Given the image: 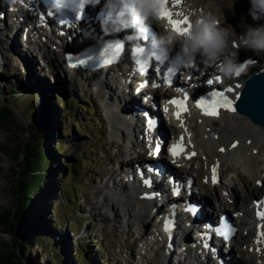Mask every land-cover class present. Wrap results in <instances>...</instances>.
<instances>
[{
	"label": "rangeland",
	"instance_id": "1",
	"mask_svg": "<svg viewBox=\"0 0 264 264\" xmlns=\"http://www.w3.org/2000/svg\"><path fill=\"white\" fill-rule=\"evenodd\" d=\"M200 2L207 7L214 3L221 10L224 16L223 26L229 29L233 41L238 40L244 24H264V19L252 20L249 13L250 0ZM0 36V43H3L0 46V110L4 106L10 114L7 122L0 124V212L11 209L13 205L12 193L8 187L10 173L15 168L19 155L15 146H21L25 141L27 125H34L40 118L41 103H46L50 123L44 127V145L46 149H57L53 155L57 164L50 177L51 194L42 199V204L48 210V220L53 221L50 225L47 218L41 222L44 229L46 228L41 232L42 240L25 254L42 262L59 252L74 255L78 259L82 248L88 264H125L131 253L138 246L143 247V242L146 241L136 239L134 243L137 236L135 230L126 223H115L119 219L124 221L120 217L118 219L117 213L119 215L120 210L115 211L117 219L113 221V212L103 205L98 210L95 208L100 204L98 200L105 194V184L103 190L101 189L102 182L118 168V158L123 159L119 157L117 150L121 149L122 153L124 150L121 139L111 132L109 119L103 110V101L96 97L92 86L88 90H83L82 87L70 89L69 84L60 79L59 65L53 59L42 62L40 55L27 51L25 47L23 49L21 42H17L18 47L15 41L6 44L8 40L3 31ZM244 51L246 50L241 49L239 53ZM251 55L254 58L258 56ZM56 58L60 63L59 57ZM63 102L66 104L63 105ZM162 128H165L163 123ZM118 144L121 145L120 148ZM207 155L209 154L206 153ZM204 160V156H201L190 163V175L195 183L207 179V169L203 171L200 168ZM130 164L133 163L128 161V165ZM70 170H73L74 176L69 174ZM238 174L232 170L227 176L233 178L230 183H236L243 195L245 190L241 188L242 184L250 180L245 177V173L242 176ZM225 175L222 180L228 181ZM202 190L212 196L211 188L205 187ZM216 195L221 197L220 192L216 191ZM246 199L243 198L240 203L243 204ZM105 212L109 213L106 218L102 217ZM147 221L142 219L143 223ZM153 224L155 225V221ZM151 230L153 227L148 228V232ZM146 238L148 240V236ZM8 245L9 233L0 227V251L4 252L5 248L7 250ZM238 252L239 249L235 250L234 256L245 264L238 257ZM140 258L142 257L134 254L135 260H132V264H136ZM154 260H151V264H155ZM245 260L248 262L246 254ZM145 261L142 258L143 264H146ZM248 263L257 264L256 261Z\"/></svg>",
	"mask_w": 264,
	"mask_h": 264
},
{
	"label": "bare ground",
	"instance_id": "2",
	"mask_svg": "<svg viewBox=\"0 0 264 264\" xmlns=\"http://www.w3.org/2000/svg\"><path fill=\"white\" fill-rule=\"evenodd\" d=\"M19 5L14 7H12V5L10 8L1 7L2 11L0 9V32L3 31L6 36V39L8 40V43L5 40L6 44L15 41L17 47L19 46L17 42H21V40L18 39L17 36L21 35V33L23 35L25 32L24 27L28 26V24H25L24 26L19 24L23 21H27L30 28L29 26L27 27V42H24L25 44L21 42L23 49L25 47L27 51L40 55L42 62H46L47 59H53V62L59 65L60 79L63 80V83H68L70 89L74 90L77 87H82L83 90L86 88L88 90L91 87L90 84L88 85V82H93V91L97 94L96 97L103 101V110H105V114L109 119L111 132L119 138H128V142L131 145V147L125 146L123 153L121 149L117 150L119 154L123 156V158H126V156L136 157V159L129 158L131 162L134 161L138 163L151 161L152 156L149 155V150L146 148L147 135L144 134L146 116L143 111H146L150 117H157L159 114L154 110L152 100H150L151 102L140 101L137 95H134L130 89H126L125 82L130 77V65L124 62L120 69L108 72L105 79L102 77L99 78L97 73H91L90 75H85L83 77V83L73 80V76H66L60 68L63 61V52L68 51L69 42L67 40L64 41L63 39H58L57 41L52 40L47 33L32 28L31 26L35 22V17L29 12L31 10H26L27 12H25L24 6L26 5L23 4V7H20ZM11 8H13V10L8 12ZM169 8L172 12L179 10L183 11L185 14L190 10L199 11L201 13L205 11H215V9H211L210 6H203L200 0H182L179 8L173 7L170 0ZM173 19H177V17L173 16ZM129 33L120 32L118 35L125 38L127 41L129 39ZM1 39L2 38H0V40ZM130 41L132 42V39ZM127 43H129V41ZM1 44L3 43H0V46ZM7 46L9 47V45ZM55 56L59 57L60 63ZM257 67L264 68V58L260 63H257ZM243 74H245V72ZM153 75L155 76V74ZM153 75H151V77H153ZM242 75L237 77L238 83L242 81ZM133 76L138 77L136 73ZM237 85L238 84L234 85L231 82L225 84L226 88L232 89V92H229L230 99H235L239 90ZM184 87L187 86L185 85ZM110 90L111 94H109ZM147 91L153 95H158L157 93L162 92L161 89L158 90L155 87H149ZM189 114L181 116L184 122V127H181L180 120H168V122L165 121L168 123L165 128H162V123L156 125L153 136L156 137L157 131L160 128L161 131L166 134L170 129L174 130V127H177L178 132L175 135L176 139L179 140L181 136H183V142L189 147L185 155L193 150L195 152V158L190 160L181 159L183 165L182 167H179V169H169L168 167L166 173L161 178L162 182L159 185L160 187L155 185L154 181H152L153 179L160 177L152 172L153 170L149 172V174L147 172V175L152 179L150 186L147 185L149 190L143 188L140 189L139 184L135 182L141 178L137 174L138 171H136L138 167L141 168V172L146 173V170L142 167V163L136 166H128L125 164L124 160H118L117 165L120 166V169H114L109 174L110 177L102 182L101 189L105 184V194H103L98 200L100 206L97 205L95 208L98 210L101 205H103L104 208L113 212L114 215L112 220L117 219L115 211L120 210L121 213L119 212V215L117 213L118 219L120 217L124 219V221L119 219L118 222L115 223H126L129 228L135 230L137 236L134 239V243L136 242V239L146 241L145 243L143 242V247L138 246L135 250L133 249L134 252L133 254L131 253L130 259H128L130 263H132V260H135L134 254H138V256H141L146 260V264H151V260L154 259L155 264H222V262H225L226 264H243L242 261L237 260L233 254L234 249H239L243 253L239 251L240 254L238 257H240L245 264H249L248 262L255 263V261L257 264H264V240H262L260 244H257L256 237L258 230H254L255 226H252V228H240L239 239L232 250L225 251L219 249L218 255L215 259H209L210 257L208 254L201 257L202 254L200 253L201 260L198 259L195 254L197 253V248L199 246L201 247V245L197 243L199 237H195L193 230L186 231L185 234H183L184 236L181 235V231L170 234V247L166 245L164 236L162 238L158 234H154L155 231L147 233L149 226L152 227L155 217H150V214H148L152 199L145 196V193L146 195L154 193V196L156 197H167L165 203V206L167 207L171 206L173 203L172 200L180 197L179 195L188 196L183 192L169 196V189L170 187H177L179 190H182L184 184L182 185L181 181L190 175V169L192 168V164L190 165V163H193L194 160L201 156H204L205 160L201 163L200 168L202 170L205 168L207 169V179L205 181L201 179L197 182L196 187L201 189L198 196H195L197 191L194 190L193 194L190 195V198L188 199L190 202L199 204L201 207L197 217V220H199L198 225H200L201 221L206 219V217H209L210 219L213 218V214H208V208L210 206V209L217 211L218 207L221 205L223 206V204L230 199H236V202L239 205L243 198H251V196L255 195L259 199L264 195V127L252 124L247 118L239 115L236 111L224 112V114H221L217 118L211 120L205 119L202 121L195 120L193 117H196V115ZM134 123L137 124L136 127H139L140 131H138V134L130 133L131 128L135 126ZM185 129H187V131H185ZM233 143H236L235 148L232 147ZM117 146L119 148L121 147L120 144ZM220 149H224V151H220ZM206 153L209 155L206 156ZM214 165H218L217 170L220 172L221 176L222 174H226L225 179H228V181H225L224 179L222 180L221 178L216 185L209 182L211 170ZM232 170L237 174L239 172L238 176H242L243 173H245V177H248V180H250V182L247 181L242 184L241 188H244L245 190V192L242 191L243 195L240 194V188H238L236 183H230L233 181V178H228L227 174L232 172ZM242 170H244V172H242ZM123 178L126 181L128 180V182H133L132 187L129 188V186L126 185V182L123 181ZM165 180L167 181L165 182ZM205 187L212 189V196L208 194V192L202 190ZM157 188L160 189L156 190ZM216 191L217 193L220 192L221 197L216 195ZM231 196L233 197L231 198ZM182 203V201L175 202L176 208L174 210L176 212L173 219L177 230L181 228L180 218H183L180 217L178 211V206ZM253 207L254 206L250 207V209ZM244 212L249 214L248 209H245ZM108 216L109 213L105 212V215L102 217L106 218ZM187 216L189 217V214H187ZM142 219H145L146 221L149 219V221L142 224ZM138 221L139 225H136V222ZM145 224H147L148 227H143ZM198 228L199 226L195 228V232L198 231ZM165 233L167 234L168 232ZM146 236H148V240ZM248 236L249 239L246 241L247 244H245L244 239ZM181 243L185 244L182 248ZM258 248L259 251H257ZM143 250L145 252H141ZM189 254L190 258L186 257ZM245 254L248 256V262L245 260ZM161 256H164V259H162ZM175 257L180 258L175 259ZM142 258H140V261L136 262V264H143L141 262Z\"/></svg>",
	"mask_w": 264,
	"mask_h": 264
},
{
	"label": "clouds",
	"instance_id": "3",
	"mask_svg": "<svg viewBox=\"0 0 264 264\" xmlns=\"http://www.w3.org/2000/svg\"><path fill=\"white\" fill-rule=\"evenodd\" d=\"M62 0H57V7ZM93 5L101 0H87ZM161 0H103L98 22L105 34L130 32L129 39H143L146 25L159 24L163 18L159 15ZM210 8L217 9L214 3ZM249 13L253 21L264 19V0H250ZM185 16L187 31H176L168 22L163 24V31L150 41L156 50L157 59L175 52L173 63L181 67L196 66L197 60L206 66L216 67L223 79H232L244 72L253 62L251 58L239 59L241 49L254 53L264 52V24H244V30L238 40L231 39V32L224 25L221 10L188 11ZM190 25V27H189Z\"/></svg>",
	"mask_w": 264,
	"mask_h": 264
},
{
	"label": "trees",
	"instance_id": "4",
	"mask_svg": "<svg viewBox=\"0 0 264 264\" xmlns=\"http://www.w3.org/2000/svg\"><path fill=\"white\" fill-rule=\"evenodd\" d=\"M10 90H12L10 88ZM63 105L66 102L62 103ZM40 118L34 125L26 127V138L21 146L17 147L19 153L13 168L9 183L12 193V208L0 212V227L9 233V245L0 251V264H88L84 250L80 248V257L58 253L45 262L25 254L41 242L44 227L41 222L47 218V211L42 204V199L50 196V177L52 169L57 164L53 155L57 149L45 147L44 127L49 126L47 104L40 105ZM6 108L0 110V124L6 123L9 118ZM69 174L74 176L73 170ZM52 219L47 223L52 224ZM79 254V253H78Z\"/></svg>",
	"mask_w": 264,
	"mask_h": 264
},
{
	"label": "snow or ice",
	"instance_id": "5",
	"mask_svg": "<svg viewBox=\"0 0 264 264\" xmlns=\"http://www.w3.org/2000/svg\"><path fill=\"white\" fill-rule=\"evenodd\" d=\"M168 2L169 0H161V9L159 12V15L161 18L166 19L167 22L173 26V29L176 31H187V28H184V25L188 23L187 17L185 16V13L183 11H175L172 12L168 8ZM173 7L179 8V6L182 3V0H171ZM70 3V0H62V2L57 5V7H62ZM87 3V0H79V3L76 5V7L82 8L85 4ZM51 15V13H49ZM173 16L177 17V19H173ZM76 19H80V13L77 11ZM61 24L67 25L68 22L65 20H60ZM190 27V25H189ZM124 47V44L122 41H117L114 43H106L103 47L102 50L99 51L98 56H87L85 59H78L77 63L79 64H85L89 61H95L96 65L99 67H103L105 65H110L114 63L118 59V55L121 51V49ZM145 53V48L139 47L134 50V55L137 57V63L140 65L139 71L141 75H144L148 71L147 67V59L146 56L142 58L140 54ZM70 66L75 67L76 64H70ZM159 69H157V73L159 74ZM172 74V70L169 69L167 73H165V81L168 83H171L170 76ZM219 80V77L216 78ZM209 84H212L213 81L209 80ZM144 85L142 84L141 87ZM157 85L154 83L153 87H156ZM179 91V89H178ZM232 92L231 88H226L224 91H211L207 94V96L201 97L197 102V107L201 109L202 114L210 117H216L219 115V110L224 109L227 111H235V108L233 107V99H230L226 93ZM188 97L185 95L183 98H174L172 100L167 101L166 103H171L176 106V112L174 113L175 117L180 120L181 122V127H184V122L183 119L181 118L182 113L187 111L186 108V101ZM165 112H167V107L165 106L164 109ZM155 127V120L152 119L151 117H148L146 114V135L152 131V129ZM187 131V129H185ZM232 147H236V143L232 144ZM155 151H159V145H157ZM155 151L150 150L149 155H154ZM184 151V146H183V136H181L180 140L174 143L170 148L169 152L173 155V158L177 157L181 152ZM220 151H224V149H220ZM195 153H188L186 158H191L194 156ZM217 167L218 165H214L212 167V182L216 183L217 182ZM151 171V169H149ZM145 185L150 186V180H144ZM259 183V182H258ZM173 194H178V189H174ZM151 195H155L154 193ZM258 205L261 203H264V201H256ZM188 211H193L194 209L189 208L187 209ZM257 217L260 219H264V210H258L257 211ZM172 227V222L168 217H165L164 220V231L169 232L171 231ZM258 225V229H259ZM230 231H234V229H229ZM264 240V232H260L258 230L257 232V237H256V242L257 244H260L261 241ZM207 247V245H205ZM259 251V248L257 249Z\"/></svg>",
	"mask_w": 264,
	"mask_h": 264
},
{
	"label": "water",
	"instance_id": "6",
	"mask_svg": "<svg viewBox=\"0 0 264 264\" xmlns=\"http://www.w3.org/2000/svg\"><path fill=\"white\" fill-rule=\"evenodd\" d=\"M237 100L235 107L238 113L247 116L251 122L264 126V71L253 74Z\"/></svg>",
	"mask_w": 264,
	"mask_h": 264
}]
</instances>
